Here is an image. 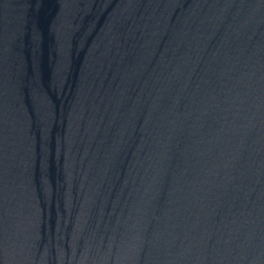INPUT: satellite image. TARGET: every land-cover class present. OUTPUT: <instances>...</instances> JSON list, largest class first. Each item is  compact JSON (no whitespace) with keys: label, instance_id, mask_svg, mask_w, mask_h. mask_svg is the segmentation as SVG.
Here are the masks:
<instances>
[{"label":"water","instance_id":"95a60500","mask_svg":"<svg viewBox=\"0 0 264 264\" xmlns=\"http://www.w3.org/2000/svg\"><path fill=\"white\" fill-rule=\"evenodd\" d=\"M0 264H264V0H0Z\"/></svg>","mask_w":264,"mask_h":264}]
</instances>
